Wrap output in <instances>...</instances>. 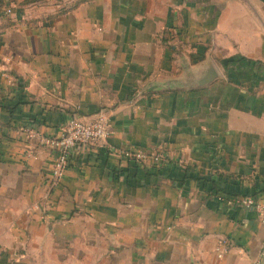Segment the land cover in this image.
I'll use <instances>...</instances> for the list:
<instances>
[{
	"label": "crops",
	"instance_id": "0c3cea01",
	"mask_svg": "<svg viewBox=\"0 0 264 264\" xmlns=\"http://www.w3.org/2000/svg\"><path fill=\"white\" fill-rule=\"evenodd\" d=\"M101 110L109 147L72 151L52 187L27 127ZM235 195L264 202V0L0 6V264H264Z\"/></svg>",
	"mask_w": 264,
	"mask_h": 264
},
{
	"label": "built area",
	"instance_id": "2783aa9c",
	"mask_svg": "<svg viewBox=\"0 0 264 264\" xmlns=\"http://www.w3.org/2000/svg\"><path fill=\"white\" fill-rule=\"evenodd\" d=\"M10 12V9L8 10ZM30 136L39 137L42 142L49 145L55 151V161L52 166L51 186H56L65 176L69 165L71 152L86 148L109 147L108 139L112 134V124L109 114L101 110L92 118L86 119L79 116H72L66 120L59 129L57 135H43L40 131L26 129ZM122 156L135 158L143 163L161 164L167 160L161 151L145 150H114ZM220 200L225 199L231 205L241 206L254 210L260 222L264 226V202L250 195H235L232 197L219 196ZM217 254L222 256L226 251V244L223 242L216 248Z\"/></svg>",
	"mask_w": 264,
	"mask_h": 264
},
{
	"label": "trees",
	"instance_id": "16d2710c",
	"mask_svg": "<svg viewBox=\"0 0 264 264\" xmlns=\"http://www.w3.org/2000/svg\"><path fill=\"white\" fill-rule=\"evenodd\" d=\"M7 0H0V6H2Z\"/></svg>",
	"mask_w": 264,
	"mask_h": 264
}]
</instances>
